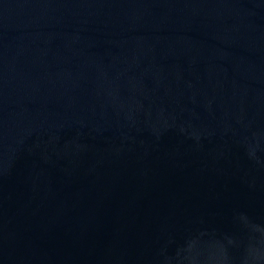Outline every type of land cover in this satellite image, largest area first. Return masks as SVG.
Returning <instances> with one entry per match:
<instances>
[{"label":"water","instance_id":"obj_1","mask_svg":"<svg viewBox=\"0 0 264 264\" xmlns=\"http://www.w3.org/2000/svg\"><path fill=\"white\" fill-rule=\"evenodd\" d=\"M0 264H264V0H0Z\"/></svg>","mask_w":264,"mask_h":264}]
</instances>
